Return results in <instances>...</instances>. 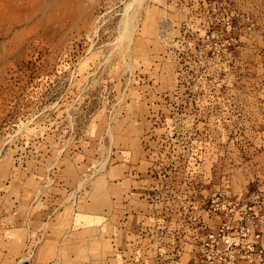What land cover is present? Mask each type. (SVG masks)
<instances>
[{
	"label": "rangeland",
	"instance_id": "rangeland-1",
	"mask_svg": "<svg viewBox=\"0 0 264 264\" xmlns=\"http://www.w3.org/2000/svg\"><path fill=\"white\" fill-rule=\"evenodd\" d=\"M130 1L0 0V264H194L223 197L264 219V0Z\"/></svg>",
	"mask_w": 264,
	"mask_h": 264
},
{
	"label": "built area",
	"instance_id": "built-area-1",
	"mask_svg": "<svg viewBox=\"0 0 264 264\" xmlns=\"http://www.w3.org/2000/svg\"><path fill=\"white\" fill-rule=\"evenodd\" d=\"M219 221L197 235L194 264H257L264 261V219L242 196L223 197Z\"/></svg>",
	"mask_w": 264,
	"mask_h": 264
},
{
	"label": "bare ground",
	"instance_id": "bare-ground-1",
	"mask_svg": "<svg viewBox=\"0 0 264 264\" xmlns=\"http://www.w3.org/2000/svg\"><path fill=\"white\" fill-rule=\"evenodd\" d=\"M135 1H138V0H131V1L128 3L127 6H128V7L131 6V4H132L133 2H135ZM139 1H141V0H139ZM139 1H138V2H139ZM133 4H134V3H133ZM128 7H127V9H128ZM128 24H129V21H128ZM130 26H131V25H130ZM130 26H129V28H131ZM129 28H128V29H129ZM126 29H127V27H126ZM129 31H130V30H129ZM125 33H126V32H125ZM128 33H129V32H128ZM124 36H125V35H124ZM125 37H126V36H125ZM124 41H125V40H124Z\"/></svg>",
	"mask_w": 264,
	"mask_h": 264
},
{
	"label": "crops",
	"instance_id": "crops-1",
	"mask_svg": "<svg viewBox=\"0 0 264 264\" xmlns=\"http://www.w3.org/2000/svg\"><path fill=\"white\" fill-rule=\"evenodd\" d=\"M263 240H264V234H263ZM257 264H264V261L263 262H260V263H257Z\"/></svg>",
	"mask_w": 264,
	"mask_h": 264
}]
</instances>
